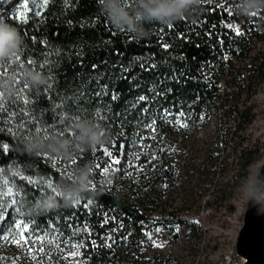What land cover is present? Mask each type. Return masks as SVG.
Wrapping results in <instances>:
<instances>
[{
  "label": "trees",
  "instance_id": "trees-1",
  "mask_svg": "<svg viewBox=\"0 0 264 264\" xmlns=\"http://www.w3.org/2000/svg\"><path fill=\"white\" fill-rule=\"evenodd\" d=\"M12 1L0 0L17 37L0 51V231L21 220L85 264L116 263L115 240L149 219L104 169L121 178L143 127L160 138L167 115L200 120L264 29V0Z\"/></svg>",
  "mask_w": 264,
  "mask_h": 264
},
{
  "label": "rangeland",
  "instance_id": "rangeland-1",
  "mask_svg": "<svg viewBox=\"0 0 264 264\" xmlns=\"http://www.w3.org/2000/svg\"><path fill=\"white\" fill-rule=\"evenodd\" d=\"M256 29L250 49L218 75L221 91L200 120L167 115L160 138L151 124L143 127L121 178L113 181V163L104 169L106 183L149 219L140 238L115 240L113 264H221L236 249L264 161V29ZM222 123L231 131L226 138L223 128L221 139ZM245 164L247 178L235 187ZM55 240L54 233L36 234L17 220L0 231V264H85L78 251Z\"/></svg>",
  "mask_w": 264,
  "mask_h": 264
},
{
  "label": "water",
  "instance_id": "water-1",
  "mask_svg": "<svg viewBox=\"0 0 264 264\" xmlns=\"http://www.w3.org/2000/svg\"><path fill=\"white\" fill-rule=\"evenodd\" d=\"M236 250L245 259L244 264H264V161L248 201Z\"/></svg>",
  "mask_w": 264,
  "mask_h": 264
},
{
  "label": "clouds",
  "instance_id": "clouds-1",
  "mask_svg": "<svg viewBox=\"0 0 264 264\" xmlns=\"http://www.w3.org/2000/svg\"><path fill=\"white\" fill-rule=\"evenodd\" d=\"M16 34L4 26H0V51L8 49L11 43L16 41Z\"/></svg>",
  "mask_w": 264,
  "mask_h": 264
},
{
  "label": "bare ground",
  "instance_id": "bare-ground-1",
  "mask_svg": "<svg viewBox=\"0 0 264 264\" xmlns=\"http://www.w3.org/2000/svg\"><path fill=\"white\" fill-rule=\"evenodd\" d=\"M243 264V258L238 254L237 250L232 249L221 264Z\"/></svg>",
  "mask_w": 264,
  "mask_h": 264
},
{
  "label": "snow or ice",
  "instance_id": "snow-or-ice-1",
  "mask_svg": "<svg viewBox=\"0 0 264 264\" xmlns=\"http://www.w3.org/2000/svg\"><path fill=\"white\" fill-rule=\"evenodd\" d=\"M18 16H19L20 19H24V13L23 12H18Z\"/></svg>",
  "mask_w": 264,
  "mask_h": 264
},
{
  "label": "built area",
  "instance_id": "built-area-1",
  "mask_svg": "<svg viewBox=\"0 0 264 264\" xmlns=\"http://www.w3.org/2000/svg\"><path fill=\"white\" fill-rule=\"evenodd\" d=\"M243 258V257H242ZM244 262H245V259L243 258V264H244ZM233 264H236V263H233Z\"/></svg>",
  "mask_w": 264,
  "mask_h": 264
}]
</instances>
